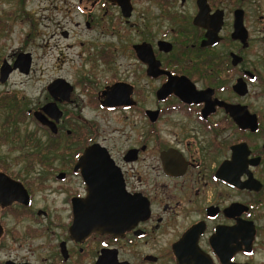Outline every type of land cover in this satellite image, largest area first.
<instances>
[{
    "label": "flooded vegetation",
    "instance_id": "af4514ba",
    "mask_svg": "<svg viewBox=\"0 0 264 264\" xmlns=\"http://www.w3.org/2000/svg\"><path fill=\"white\" fill-rule=\"evenodd\" d=\"M53 1L115 40L79 50L90 64L76 82L53 77L43 103L8 115L0 144L25 154L0 162L19 195L0 205V241L8 226L11 238L45 233L47 264H177L174 245L193 231L211 264H264V0ZM4 62L0 83L29 74L31 52L2 59L0 77ZM130 205L139 217L122 232L71 236L76 215Z\"/></svg>",
    "mask_w": 264,
    "mask_h": 264
},
{
    "label": "rangeland",
    "instance_id": "374dc122",
    "mask_svg": "<svg viewBox=\"0 0 264 264\" xmlns=\"http://www.w3.org/2000/svg\"><path fill=\"white\" fill-rule=\"evenodd\" d=\"M53 5L57 7L53 0H0V22L2 24L0 27V64L2 59H13L20 51L31 52L32 56L29 74L13 72L5 83H0V135L4 133L2 132L4 131L3 125L8 123V115H12L10 119L15 118L23 112V109L44 102L45 86L53 77L62 76L76 82L79 72L88 70L90 63L85 61L87 60L85 54L82 57L77 55L79 50L97 49L101 42L115 40L114 37L111 39L108 36L100 38L96 30L86 31L82 26V17L79 14L71 11L70 15H65L58 9L52 11L50 6ZM77 21L80 23L79 25L75 24ZM62 30L68 31L67 38L62 37ZM136 39L138 38L135 35L133 40ZM14 53L15 55L9 57ZM97 71L104 76L110 75V71L102 69L101 66ZM0 82H4V80ZM94 113L96 111L90 112V114ZM93 118L95 121L103 122L101 118L99 120V117ZM14 122L16 119L13 124ZM114 123H116L115 119H113ZM27 124L24 122L15 123V128L18 130L16 134H19L23 139L30 136L34 130L31 123L27 122ZM116 125H119V122L113 126ZM103 128L108 135L109 128L105 125ZM40 134L41 132H39ZM109 137L115 138L118 146H126V139L118 137L117 133H113ZM10 141L12 142V140ZM10 147H13L11 143L0 144V162L12 164L15 162L16 156L25 154L21 151L11 152ZM20 165L22 166V164ZM33 192L36 199L43 197L42 194H47V190H33ZM38 203L41 201L37 200ZM7 219L11 221L10 217ZM12 223L9 222V224ZM10 230L13 229L8 226V236L5 240L0 241V264H3L8 258L16 259L17 257L18 259H27L33 264L48 263L51 253L47 244L51 241L47 234L42 233L36 236L27 234V237L22 235L11 238Z\"/></svg>",
    "mask_w": 264,
    "mask_h": 264
},
{
    "label": "water",
    "instance_id": "95a60500",
    "mask_svg": "<svg viewBox=\"0 0 264 264\" xmlns=\"http://www.w3.org/2000/svg\"><path fill=\"white\" fill-rule=\"evenodd\" d=\"M27 56L28 55L19 56L24 59L21 63V68L23 69H26L27 63L29 64ZM15 63L17 64L18 62L16 61ZM9 70L10 69L4 62V65L1 68V81L6 78ZM11 185L13 186V183L10 182L6 176L0 175V205L2 206L8 205L12 200L16 199L15 196H19L15 192L14 195L12 193L10 195H8L9 193H6V190L9 191V186ZM14 185L18 186L16 184ZM4 188L8 189L5 190ZM111 209L113 210V213L107 216H100L99 213L85 216L76 215L70 228L71 236L75 239H79L80 237L87 236L92 231L119 233L131 225V223L136 221V219L139 217L138 213L134 211V208H132L131 205L128 209L121 206H114ZM2 232L3 229L0 224V236L2 235ZM192 232L193 231H189L183 239L174 245V253L176 255L177 264H211L208 259H203L204 256H202L200 251H198V249L192 245Z\"/></svg>",
    "mask_w": 264,
    "mask_h": 264
}]
</instances>
